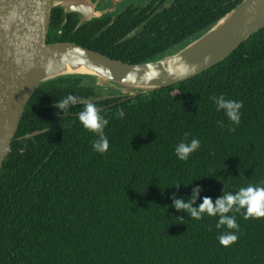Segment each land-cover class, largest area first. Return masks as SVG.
<instances>
[{"label": "trees", "instance_id": "1", "mask_svg": "<svg viewBox=\"0 0 264 264\" xmlns=\"http://www.w3.org/2000/svg\"><path fill=\"white\" fill-rule=\"evenodd\" d=\"M240 2L172 0L132 39L120 41L126 31L112 28L59 42L150 62L193 42ZM69 94L109 121L106 153L93 150L98 137L79 122L82 104L56 115L54 102ZM219 96L242 103L239 125L217 111ZM193 138L200 148L179 160L176 146ZM249 185L264 186V28L213 67L146 93L92 76L57 77L28 101L0 171V264H264V218L232 212L238 230L217 229L218 217L195 220L171 207L173 193L190 197L196 186L198 205ZM228 231L238 240L224 247L218 237Z\"/></svg>", "mask_w": 264, "mask_h": 264}, {"label": "water", "instance_id": "2", "mask_svg": "<svg viewBox=\"0 0 264 264\" xmlns=\"http://www.w3.org/2000/svg\"><path fill=\"white\" fill-rule=\"evenodd\" d=\"M55 4L56 0H0V171L26 105L41 83L61 76L86 75L101 84L114 83L146 93L213 67L264 28V0H242L177 52L130 64L75 43L48 44ZM123 101L126 99L112 105Z\"/></svg>", "mask_w": 264, "mask_h": 264}, {"label": "clouds", "instance_id": "3", "mask_svg": "<svg viewBox=\"0 0 264 264\" xmlns=\"http://www.w3.org/2000/svg\"><path fill=\"white\" fill-rule=\"evenodd\" d=\"M217 111L223 110L227 118L239 125L241 119L240 109L243 107L241 102L227 100L223 96L212 97ZM83 105V110L78 114V119L83 128L95 133L98 139L93 144V150L97 153L104 154L109 150V140L104 134V129L109 121L100 115L99 109L93 102H84L81 97L75 95H67L62 100H56L54 107L58 110L56 115L62 117L67 114V110L71 106L77 104ZM62 113V116L60 115ZM120 117H124V112H120ZM200 148V141L193 138L190 143L180 142L175 148V155L181 161H187L190 155ZM193 182V181H192ZM191 183L183 185L189 186ZM181 183L175 184L173 187L179 188ZM201 188L196 186L193 188L191 196H183L177 198L173 193L171 207L177 211L185 212L190 218L200 220L204 216L218 217L215 227L221 229L226 227L229 230H238L239 225L234 215H227L232 212H243L244 219H260L264 218V186L249 185L241 187L235 193H224L213 201L211 197L205 196L202 202L197 205L200 197ZM196 205V206H194ZM220 245L228 247L238 240L235 231H228L218 237Z\"/></svg>", "mask_w": 264, "mask_h": 264}, {"label": "flooded vegetation", "instance_id": "4", "mask_svg": "<svg viewBox=\"0 0 264 264\" xmlns=\"http://www.w3.org/2000/svg\"><path fill=\"white\" fill-rule=\"evenodd\" d=\"M171 1L56 0L54 27L51 29L50 23L47 43L72 40L85 31H87L86 35L82 36L85 37L84 41H89V38L96 34L112 28L118 29L119 35L126 31L120 41L132 39L140 27L144 26L153 15L167 7Z\"/></svg>", "mask_w": 264, "mask_h": 264}]
</instances>
